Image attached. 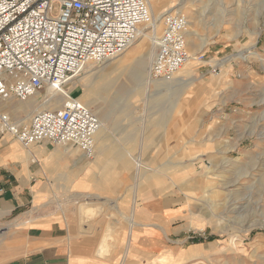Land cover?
<instances>
[{
    "label": "rangeland",
    "instance_id": "374dc122",
    "mask_svg": "<svg viewBox=\"0 0 264 264\" xmlns=\"http://www.w3.org/2000/svg\"><path fill=\"white\" fill-rule=\"evenodd\" d=\"M179 1L191 7L193 2L204 6L209 0H164L155 11ZM209 2L206 13L199 9L197 16L187 15L202 22L196 29L210 41L206 51L198 53L205 54L193 72L199 78L183 91L177 111L165 114L167 102L158 104L142 82H131L135 96L124 115L116 101L128 94L124 89L113 94L105 87L100 92L101 111L110 115L108 122L116 129L111 133L134 146L129 152L135 168L123 171L131 210L127 214L135 208L159 213V255L156 260L146 257L145 264H161L163 259V264H264V0ZM194 20L188 29H194ZM163 28L162 20L160 34ZM215 64L220 66L218 73L210 67ZM227 65L230 73L217 79ZM82 77L84 73L75 78L79 86L72 95L77 98L83 91L84 98L87 95ZM70 85L65 86L68 91L73 90ZM47 88L39 92L38 101ZM20 101L26 100L15 99V105ZM148 135L153 138L149 144ZM153 161L162 181L156 177L140 185L136 167L149 168ZM117 190L105 188L111 194ZM115 214V219H126ZM144 214L143 220L154 219Z\"/></svg>",
    "mask_w": 264,
    "mask_h": 264
},
{
    "label": "crops",
    "instance_id": "0c3cea01",
    "mask_svg": "<svg viewBox=\"0 0 264 264\" xmlns=\"http://www.w3.org/2000/svg\"><path fill=\"white\" fill-rule=\"evenodd\" d=\"M163 1L152 0L156 11ZM201 7L195 2L187 7L179 1L162 12L185 11L186 16L189 13L197 16L195 11ZM179 8L183 10L179 11ZM221 13L222 9L218 15ZM194 22L195 33L190 35L188 30L186 33L187 45L190 53H201L206 51L210 40L200 36L196 29L202 22L197 19ZM220 25L218 22V27ZM230 71L231 66L227 65L226 73L217 75V79ZM193 72L186 81H177L178 73L170 81L153 79L166 82L173 88L170 94L153 92L158 104L167 102L163 108L165 114L171 115L179 109L183 91L199 78ZM71 82L74 84L69 87L74 85V93L79 82L75 79ZM80 84L85 89V85ZM48 93L49 89L41 101H38L40 94L37 93L17 106L14 101L18 98L0 101V109L9 112L14 120L17 116L18 121H28L39 111L37 107L48 98ZM82 95L78 100L82 101ZM128 96H119L116 100L121 103L117 107L123 115L135 94L128 93ZM100 103L93 107L99 110L105 124L96 134V152L92 160L77 146L56 145L48 140L26 146L4 130L0 122V264H145L146 257L152 255V259H157L156 245L160 244L161 234V224L156 220L159 213L154 210L151 214L148 209L135 208L127 214L131 210L127 207L129 197L124 191L128 187L124 172L135 168L133 155L129 152L134 146L111 133L116 129L108 122L110 115L102 113ZM64 105L60 103L54 109H62ZM122 120L123 117L117 120V128ZM148 139L146 143L149 144L153 138L148 135ZM148 166L147 171L136 167V179L140 185L156 177L161 180V170L156 174L154 161ZM109 187L119 190L111 194L105 191ZM96 201L100 206L95 205ZM94 208H97L95 216L91 215ZM145 212L154 219L143 220ZM115 213L126 219H115ZM110 235L112 238L107 241ZM163 261L166 260L163 259L161 264Z\"/></svg>",
    "mask_w": 264,
    "mask_h": 264
},
{
    "label": "built area",
    "instance_id": "2783aa9c",
    "mask_svg": "<svg viewBox=\"0 0 264 264\" xmlns=\"http://www.w3.org/2000/svg\"><path fill=\"white\" fill-rule=\"evenodd\" d=\"M161 17L164 28L150 76L169 81L191 57L189 20L169 10ZM153 20L147 0H0V101L65 87L88 63L102 64L125 52L138 39L139 27ZM210 67L221 70L218 64ZM62 93L67 98L62 109L41 110L28 121L0 109L2 127L26 146L48 140L93 157L100 119L72 91Z\"/></svg>",
    "mask_w": 264,
    "mask_h": 264
},
{
    "label": "bare ground",
    "instance_id": "6f19581e",
    "mask_svg": "<svg viewBox=\"0 0 264 264\" xmlns=\"http://www.w3.org/2000/svg\"><path fill=\"white\" fill-rule=\"evenodd\" d=\"M147 1L149 2L153 11L154 20L151 23L142 24L139 27V36L138 39L133 43V45L122 54L109 59L102 64L98 65L95 63H88L83 72L84 77L80 79V83L85 85L87 89V95L81 102L88 106L99 117L101 122V127L99 129L100 131L98 130L99 133L104 128L105 121L104 118L100 115V112L97 111V109L94 108L93 105H95L102 99V97L100 96V92L105 87H109L113 94L120 93L121 89H124L126 93L131 94L136 90V87H133L131 85V82L136 81L142 82V84L145 83L143 86V90H152L153 92L158 91L167 94H170V92H172L173 88L169 87L166 82H161L158 80L155 81L150 76L151 65L157 50V41L161 36L160 26L162 23V17L161 14H157V12L155 11L152 0ZM209 1L200 9L201 14L209 11V7L211 5ZM178 10L180 11L181 9ZM193 20V17L189 18L190 25L192 24ZM188 31L190 35H193L195 33L194 29L189 28ZM197 62L198 53L191 51L190 59L180 68V70H178L179 72H176V74L178 73L176 80L186 81L187 77L190 76V74L197 66ZM72 84H74V82H72ZM47 89H50L49 95L51 96L45 99L44 103H42V110L54 109L59 107L60 103L65 104L67 102V98L62 93H68V89H66L65 87L56 89L53 86H49ZM126 96H128V94ZM143 170L147 171L149 170V168L143 167Z\"/></svg>",
    "mask_w": 264,
    "mask_h": 264
}]
</instances>
